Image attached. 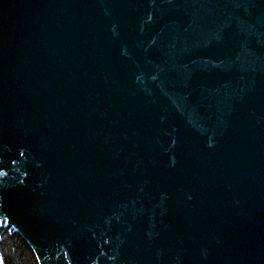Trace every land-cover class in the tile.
Returning <instances> with one entry per match:
<instances>
[{
    "label": "water",
    "instance_id": "95a60500",
    "mask_svg": "<svg viewBox=\"0 0 264 264\" xmlns=\"http://www.w3.org/2000/svg\"><path fill=\"white\" fill-rule=\"evenodd\" d=\"M0 220L38 264H264V0H0Z\"/></svg>",
    "mask_w": 264,
    "mask_h": 264
},
{
    "label": "trees",
    "instance_id": "16d2710c",
    "mask_svg": "<svg viewBox=\"0 0 264 264\" xmlns=\"http://www.w3.org/2000/svg\"><path fill=\"white\" fill-rule=\"evenodd\" d=\"M0 264H38L23 237L3 223L0 225Z\"/></svg>",
    "mask_w": 264,
    "mask_h": 264
},
{
    "label": "built area",
    "instance_id": "2783aa9c",
    "mask_svg": "<svg viewBox=\"0 0 264 264\" xmlns=\"http://www.w3.org/2000/svg\"><path fill=\"white\" fill-rule=\"evenodd\" d=\"M2 223L5 224V225H9V224H7L6 222L0 220V225H1ZM9 226H10V225H9ZM12 228H13V227H12Z\"/></svg>",
    "mask_w": 264,
    "mask_h": 264
}]
</instances>
